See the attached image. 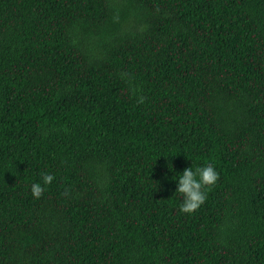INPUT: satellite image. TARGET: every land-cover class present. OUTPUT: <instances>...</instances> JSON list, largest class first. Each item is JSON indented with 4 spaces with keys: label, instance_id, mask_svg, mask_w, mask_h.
<instances>
[{
    "label": "trees",
    "instance_id": "16d2710c",
    "mask_svg": "<svg viewBox=\"0 0 264 264\" xmlns=\"http://www.w3.org/2000/svg\"><path fill=\"white\" fill-rule=\"evenodd\" d=\"M0 264H264V0H0Z\"/></svg>",
    "mask_w": 264,
    "mask_h": 264
},
{
    "label": "clouds",
    "instance_id": "9594fccd",
    "mask_svg": "<svg viewBox=\"0 0 264 264\" xmlns=\"http://www.w3.org/2000/svg\"><path fill=\"white\" fill-rule=\"evenodd\" d=\"M169 169H172V166ZM178 173L179 175H177ZM218 177L219 173L211 162L195 167L191 164L181 172L175 173L172 177L176 183L174 193H179L182 196L179 210L186 213L195 211L204 203L207 196V187L214 185ZM53 180V173L47 171L41 172L40 179L30 184L33 198H39L45 191L46 186L51 184Z\"/></svg>",
    "mask_w": 264,
    "mask_h": 264
}]
</instances>
